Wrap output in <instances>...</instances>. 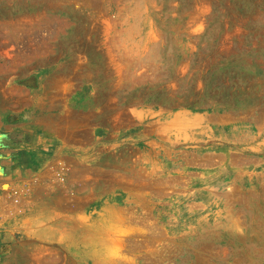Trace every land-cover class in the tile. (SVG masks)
I'll return each instance as SVG.
<instances>
[{
	"label": "rangeland",
	"instance_id": "374dc122",
	"mask_svg": "<svg viewBox=\"0 0 264 264\" xmlns=\"http://www.w3.org/2000/svg\"><path fill=\"white\" fill-rule=\"evenodd\" d=\"M0 264H264V0H0Z\"/></svg>",
	"mask_w": 264,
	"mask_h": 264
}]
</instances>
